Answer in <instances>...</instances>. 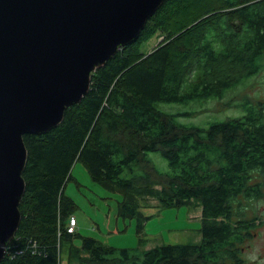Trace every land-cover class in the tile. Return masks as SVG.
Returning a JSON list of instances; mask_svg holds the SVG:
<instances>
[{
  "label": "trees",
  "instance_id": "trees-1",
  "mask_svg": "<svg viewBox=\"0 0 264 264\" xmlns=\"http://www.w3.org/2000/svg\"><path fill=\"white\" fill-rule=\"evenodd\" d=\"M158 30L165 39L145 54L143 43ZM263 68L264 0H166L140 37L93 73L89 93L59 127L24 135L22 220L2 264H63L68 251L81 264H241L254 225L243 219L242 202L264 193V103L246 98L241 115L207 127L182 123L188 112L160 105L220 97ZM150 153L170 169L161 171ZM77 162L123 197L118 214L136 220L138 246L68 231L75 203L65 188ZM152 183L161 207L199 202L200 241L146 247L150 216L141 209L154 206L145 201Z\"/></svg>",
  "mask_w": 264,
  "mask_h": 264
},
{
  "label": "water",
  "instance_id": "water-1",
  "mask_svg": "<svg viewBox=\"0 0 264 264\" xmlns=\"http://www.w3.org/2000/svg\"><path fill=\"white\" fill-rule=\"evenodd\" d=\"M166 0H0V264L19 231L26 134H46Z\"/></svg>",
  "mask_w": 264,
  "mask_h": 264
},
{
  "label": "rangeland",
  "instance_id": "rangeland-1",
  "mask_svg": "<svg viewBox=\"0 0 264 264\" xmlns=\"http://www.w3.org/2000/svg\"><path fill=\"white\" fill-rule=\"evenodd\" d=\"M165 37L166 34L158 30L143 43L142 52L149 53L161 44ZM246 98L264 103V68L259 74L225 90L220 97L189 103H163L160 107L170 113L188 112L189 115L179 116L180 122L207 127L215 121L241 115L242 108L237 105ZM149 157L161 171L167 172L170 169L167 161L159 153H150ZM72 176L73 179L65 188V194L75 203L73 215L78 221L79 233L83 236L95 237L103 243L118 248L138 246L136 220L125 219L118 214V205L123 197L109 190L102 183L94 181L82 162L74 165ZM150 188L154 193L146 196L145 201L154 206L141 209L143 215L150 216L145 227L146 239H150L146 247L153 246L155 239L160 240V243L200 241L202 212L200 213L199 202L193 200L180 208L161 207L155 197L160 185L152 183ZM241 210L243 219L253 223L255 227L254 232L252 231L253 235L244 243L242 253L244 264H264V193L260 198L250 202L244 199ZM117 227L119 230L115 231ZM80 252L81 256L85 255L83 251ZM62 261L63 264H81L79 255L75 251L63 253Z\"/></svg>",
  "mask_w": 264,
  "mask_h": 264
},
{
  "label": "built area",
  "instance_id": "built-area-1",
  "mask_svg": "<svg viewBox=\"0 0 264 264\" xmlns=\"http://www.w3.org/2000/svg\"><path fill=\"white\" fill-rule=\"evenodd\" d=\"M78 221L74 215L70 217L69 224L67 225V229L69 232H74L77 229Z\"/></svg>",
  "mask_w": 264,
  "mask_h": 264
},
{
  "label": "flooded vegetation",
  "instance_id": "flooded-vegetation-1",
  "mask_svg": "<svg viewBox=\"0 0 264 264\" xmlns=\"http://www.w3.org/2000/svg\"><path fill=\"white\" fill-rule=\"evenodd\" d=\"M262 181H263V178H260ZM245 220V219H244ZM254 227V225H252L251 227H250V229H248V236H246V239H245V241H247V239H249L252 235H253V232H254V230H255V227ZM253 231V232H252ZM245 241L243 242V244H242V248H243V250H244V243H245ZM243 250H242V252H243ZM244 262H245V259H244V257L242 256V262H241V264H244Z\"/></svg>",
  "mask_w": 264,
  "mask_h": 264
},
{
  "label": "crops",
  "instance_id": "crops-1",
  "mask_svg": "<svg viewBox=\"0 0 264 264\" xmlns=\"http://www.w3.org/2000/svg\"><path fill=\"white\" fill-rule=\"evenodd\" d=\"M201 212H202V211H201V209H200V213H201ZM198 216H199V215H198ZM201 216H202V214H201ZM118 230H119V229H118V227H117L115 231H118ZM146 235H147V233H146ZM148 235H149V234H148ZM149 242H150V239L148 238V244H149ZM153 242H154V245H153V246H148L147 248H152V247H154V246H156V245H158V244H161V243H160V240L157 241V240L155 239Z\"/></svg>",
  "mask_w": 264,
  "mask_h": 264
}]
</instances>
